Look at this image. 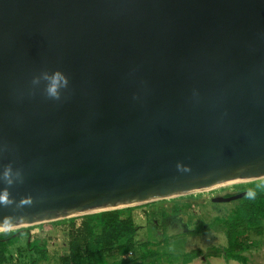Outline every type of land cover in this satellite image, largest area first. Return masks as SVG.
Wrapping results in <instances>:
<instances>
[{
	"label": "water",
	"instance_id": "obj_1",
	"mask_svg": "<svg viewBox=\"0 0 264 264\" xmlns=\"http://www.w3.org/2000/svg\"><path fill=\"white\" fill-rule=\"evenodd\" d=\"M9 163L0 230L263 179L264 0H0Z\"/></svg>",
	"mask_w": 264,
	"mask_h": 264
},
{
	"label": "trees",
	"instance_id": "obj_2",
	"mask_svg": "<svg viewBox=\"0 0 264 264\" xmlns=\"http://www.w3.org/2000/svg\"><path fill=\"white\" fill-rule=\"evenodd\" d=\"M237 193L245 195L233 200L231 208L223 215L214 217L209 228L221 232L225 238L222 248L212 247L214 256H223L239 264H250L244 254L252 241L250 234H262L264 226V179L254 180L237 186ZM231 194H226L228 196ZM212 203H224L213 202ZM141 205V204H140ZM139 205L106 210L78 216L81 222L75 223V217L65 218L68 221L67 252L56 259L57 264H157L162 258L168 262L188 264L201 255L202 249L196 248L180 253L161 252L157 246L167 241L169 235L162 228V239H156L160 223L156 224L147 218L144 232L136 221V208ZM194 207L193 203H175L169 212H162L164 217L173 220L174 216H185V212ZM146 214V212L144 213ZM190 219H188L189 221ZM42 225V224H41ZM44 225V224H43ZM161 225V226H160ZM201 226V225H200ZM199 225V229L202 228ZM152 234L148 237V230ZM206 228V227H205ZM29 228H17L0 232V264H40L49 261L50 254L47 241L35 238L27 241L26 248L34 254L24 261H15L9 253V247L15 244L22 235L28 237ZM142 234V235H141ZM255 244V243H254ZM155 248H154V247ZM151 247V248H149ZM22 255V252H19ZM26 257V256H25Z\"/></svg>",
	"mask_w": 264,
	"mask_h": 264
},
{
	"label": "rangeland",
	"instance_id": "obj_3",
	"mask_svg": "<svg viewBox=\"0 0 264 264\" xmlns=\"http://www.w3.org/2000/svg\"><path fill=\"white\" fill-rule=\"evenodd\" d=\"M264 179V178H263ZM247 182L229 183L214 189L188 193L180 196L159 199L147 203H143L136 208V221L141 226V232H144L146 220L150 217L151 221L156 224H161L156 239H162V228L169 235L167 241L162 242L157 246L161 252L180 253L187 252L196 248L202 249L204 255L199 256L194 261L188 264H239L233 260H226L223 256H214L212 247L222 248L225 244V238L219 231L209 228L217 215H223L231 208L233 202L212 203L211 198L216 196H225L226 194H235L240 184ZM193 203L194 207L185 212V216H174L173 220L168 219L162 215L163 211L169 212L173 204L178 203ZM143 212H146L144 214ZM188 219H190L188 221ZM81 222L80 217H76L75 223ZM42 224V225H41ZM44 224V225H43ZM49 222L25 226L22 228H29L28 237L22 235L20 239L9 247V253L15 261H24L31 258L34 254L28 252L26 248L27 241H32L35 238H43L47 241V248L50 254L49 261H42L40 264H57L56 259L61 255L62 248L67 242V231L58 228L50 232ZM64 224V223H63ZM202 228H198L197 226ZM62 228L64 225H60ZM206 227V228H205ZM144 228V229H143ZM17 229V228H16ZM15 230V229H7ZM148 230V237L153 239L152 234ZM6 230H0L3 232ZM142 235V234H141ZM251 245L245 249L244 254L249 258L250 264H264V226L262 234L255 232L250 234ZM255 243V244H254ZM154 247V246H153ZM151 248V247H149ZM155 248V247H154ZM22 252V255H19ZM212 252V253H211ZM26 256V257H25ZM157 264H179L178 262H168L165 258Z\"/></svg>",
	"mask_w": 264,
	"mask_h": 264
},
{
	"label": "clouds",
	"instance_id": "obj_4",
	"mask_svg": "<svg viewBox=\"0 0 264 264\" xmlns=\"http://www.w3.org/2000/svg\"><path fill=\"white\" fill-rule=\"evenodd\" d=\"M42 82L44 84L46 97L57 101L61 99L63 91L67 90L69 87V77L60 69L41 71L32 79V85L34 87L40 86ZM184 170L186 171L187 169ZM20 179H22L21 172L19 170H14L11 163L5 165L2 171H0V182L7 186L13 185L14 182ZM10 203H12V201L8 198V192L5 191L0 193V204ZM6 222L12 223L14 221L6 218Z\"/></svg>",
	"mask_w": 264,
	"mask_h": 264
},
{
	"label": "crops",
	"instance_id": "obj_5",
	"mask_svg": "<svg viewBox=\"0 0 264 264\" xmlns=\"http://www.w3.org/2000/svg\"><path fill=\"white\" fill-rule=\"evenodd\" d=\"M143 213H145V212H143ZM60 220H63V219L54 220V221H50L49 222L50 223L49 227H50V230H51L50 232L55 231L58 228H60V230H63V229L66 230V231L68 230V221H60ZM61 224L64 225L63 228L60 226ZM67 239H68V237H67ZM67 250H68V248H67V242H66V245L62 248L61 255L66 253Z\"/></svg>",
	"mask_w": 264,
	"mask_h": 264
}]
</instances>
